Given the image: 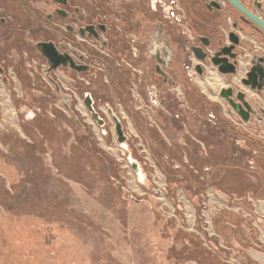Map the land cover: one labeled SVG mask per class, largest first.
<instances>
[{"label": "crops", "instance_id": "1", "mask_svg": "<svg viewBox=\"0 0 264 264\" xmlns=\"http://www.w3.org/2000/svg\"><path fill=\"white\" fill-rule=\"evenodd\" d=\"M115 56H120L119 51ZM133 62L142 70L138 77L126 65H116L113 59L107 62L108 81L101 78V73L94 77L85 74L94 88L105 94L101 93L99 99L91 88L83 87L92 91L96 100L104 102L98 104L102 111L106 112L105 104L108 103L122 118L132 156L140 162L146 175L142 186L150 190L152 180L158 177L164 180L162 188L166 194L182 187L192 200L195 212L201 211L202 216L208 214L211 228L215 227L220 233L216 238L207 235L213 247L223 252L222 243L230 244L235 236V256L241 263L264 264V141L246 140L242 130L228 118L227 104L220 90L231 83L215 66H209L205 78L181 75L175 78L177 82L172 91L170 85L155 79L152 65L146 59ZM39 70L38 64L26 61L18 68H10L9 80L0 76V235L7 220H15V214L18 218L25 211L23 207H26L27 197L33 195L31 190L35 184L37 186V181L49 179L53 183L46 154L51 156V163H66L67 168L81 164L80 157L85 164L89 163L86 161L88 154L95 163L102 160L105 168L115 170L118 165L116 160L113 162L101 152L103 148L104 151L113 149L109 144L118 140L114 121L103 133L104 127L94 121L82 98L77 97L75 109L89 115L95 123L92 127L79 124L62 105L49 82L40 76ZM242 74L241 70L238 78ZM233 84L241 85L237 79ZM155 85L159 88L158 103L152 101L151 86ZM106 117L108 121L112 118L110 114ZM130 131L137 134L140 143L146 144L150 153L145 160L138 154ZM109 132L113 133L114 141L108 136ZM100 133L103 137H99ZM241 138L246 140L247 147L236 143ZM119 147L118 142L120 152ZM253 148L259 150L257 155L251 152ZM251 159L257 162V170L249 168ZM207 168L206 174L211 179L210 184L215 185L216 194V200L209 202L208 211L203 180L197 175ZM118 175L110 177L112 183L131 194L121 183L122 176ZM64 178L71 179L69 175ZM175 193L172 195L174 202L183 208L177 199L181 195L178 191L177 196ZM35 210L30 209V212ZM184 219L183 225H187ZM16 224L12 228L16 230L14 236H19L21 224ZM195 227L201 226L195 224ZM184 240L193 249L197 246L204 249L192 236ZM178 258L181 262V257Z\"/></svg>", "mask_w": 264, "mask_h": 264}, {"label": "flooded vegetation", "instance_id": "2", "mask_svg": "<svg viewBox=\"0 0 264 264\" xmlns=\"http://www.w3.org/2000/svg\"><path fill=\"white\" fill-rule=\"evenodd\" d=\"M236 1L238 6L233 0H0V76L7 81L10 68L26 61L38 64L40 76L53 87L64 107L68 103L69 108H65L79 124L77 97L83 102L87 94L93 98L97 112L105 119L102 127L106 133L112 121L106 115L113 118L116 110L108 103L106 112L99 108L92 91L83 87L88 82L85 74H97L113 59L118 66L128 64L138 77L142 70L129 61L146 59L155 79L174 91V79L180 75L205 78L208 67L213 66L211 57L221 51L237 64V73H221L231 83L227 87H233L235 94L241 92L250 105L246 109L249 120H244L225 101L228 118L233 115L238 119L233 121L246 140L264 141V29L253 20L264 24V0ZM39 43L53 44L56 56L62 54L68 64L52 68L56 57L51 65L38 49ZM236 79L240 86L233 84ZM153 88L159 96L158 86ZM243 139L236 143L247 147ZM251 152L257 155L259 150ZM249 165L257 168L253 159Z\"/></svg>", "mask_w": 264, "mask_h": 264}, {"label": "rangeland", "instance_id": "3", "mask_svg": "<svg viewBox=\"0 0 264 264\" xmlns=\"http://www.w3.org/2000/svg\"><path fill=\"white\" fill-rule=\"evenodd\" d=\"M148 18L152 19L150 16ZM189 18L192 27H195L193 17ZM129 62L133 64V60ZM126 67L134 70L128 64ZM100 73L102 79H110L106 67L90 75L94 77ZM86 80L88 82L85 86L91 88L99 99L103 94L101 89L94 88L88 77ZM152 91L156 94L153 86ZM158 97L156 94L154 103L159 102ZM97 103L104 102L97 100ZM78 113L82 124L91 127L95 125L89 115ZM121 116L124 117V113L121 112ZM229 119L233 124H237L234 121L238 122L233 115ZM112 134L108 136L114 141ZM129 136L135 139L138 154L146 159L150 153L146 144L140 143L141 140L133 131H130ZM99 137H103L101 133ZM109 145L113 149L104 151L103 148L101 152H105L113 162L117 161L115 170L105 168L106 164L100 159L95 163L89 159V154L86 160L89 163L85 164L84 158L80 157L81 164L70 168H67L69 165L66 163V166L51 163V156L46 154L53 183L49 179L37 181V186L35 184L31 190L33 195L27 197L26 207H23L25 211L18 218V214H15V220L6 221L4 232L0 235V264H243L235 256V236L230 244L222 243L221 250L224 253L208 242L207 235L216 238L220 233L215 227L214 230L211 228V217L206 212V216H202L201 211L195 212L190 202L192 200L182 187L175 191L181 197L171 190L166 194L162 188L164 180L155 177L148 190L142 186L127 159L131 152L130 146L129 150L124 149L123 155L117 150L118 140L115 139ZM249 168L257 170L251 165ZM207 171L208 168L203 173L199 171L197 175L203 180L208 211L209 202L216 200V194L215 185L210 184ZM118 173L122 176L121 183L131 194L112 183L110 177ZM68 175L71 179L66 181L64 178V181L63 177ZM174 193L183 208L174 202ZM30 209L36 210L30 212ZM182 218H185L187 225H183ZM15 224H21V231L17 232L19 236H14L16 230L12 227ZM195 224L201 227H195ZM184 236H192L204 249L188 246Z\"/></svg>", "mask_w": 264, "mask_h": 264}, {"label": "water", "instance_id": "4", "mask_svg": "<svg viewBox=\"0 0 264 264\" xmlns=\"http://www.w3.org/2000/svg\"><path fill=\"white\" fill-rule=\"evenodd\" d=\"M234 4L236 6H238V3L236 0H233ZM255 22H257V24H259L263 29H264V24L258 20V19H254ZM38 49L43 53L44 56H46L49 60V63L51 65L52 64V57H56L54 58L56 62L55 66H53L52 68L56 69L58 65L64 64L67 65L68 64V59L65 60L63 62L62 58L63 55H58L56 56L55 52H54V45L51 43H39L38 45ZM215 56L211 57L210 61L212 63L213 66H215L218 71L222 74H235L238 72L236 66L237 64L234 62H230L228 57H224L223 53L221 51L219 52H215L214 54ZM65 56V55H64ZM62 57V58H61ZM202 59L205 58V56H200ZM201 68V66H198ZM227 67H231V68H227ZM81 69H85V68H81ZM235 89L233 87H225L222 88L220 90V95L223 97V99L229 103L230 105H232V107L235 109V111L244 118V120H249V110L246 109H250V105L248 102H245L242 99V96L240 95L241 92H238L237 94L234 93ZM85 105L87 106L92 118L102 127L105 124V119L101 117V115L97 112L95 106H94V100L90 95H86L85 100H84ZM66 108H69L68 103L64 104ZM113 120L116 124V132L118 135V142H119V146L122 148L120 150V152L124 155V149L125 150H129V142H128V135L124 129L123 123L121 118L118 115H114L113 114ZM105 133V130H104ZM129 163L131 164V167L133 169V171L136 173V175L138 176V179L140 182L143 181V179H145L146 175L143 173V169L140 165V162L135 159L132 156V153L129 152V155L127 157Z\"/></svg>", "mask_w": 264, "mask_h": 264}, {"label": "built area", "instance_id": "5", "mask_svg": "<svg viewBox=\"0 0 264 264\" xmlns=\"http://www.w3.org/2000/svg\"><path fill=\"white\" fill-rule=\"evenodd\" d=\"M152 94L155 95L153 92H152ZM155 98H156V95L153 96V98H152V101H153V102H156Z\"/></svg>", "mask_w": 264, "mask_h": 264}, {"label": "bare ground", "instance_id": "6", "mask_svg": "<svg viewBox=\"0 0 264 264\" xmlns=\"http://www.w3.org/2000/svg\"><path fill=\"white\" fill-rule=\"evenodd\" d=\"M192 212V211H191Z\"/></svg>", "mask_w": 264, "mask_h": 264}]
</instances>
